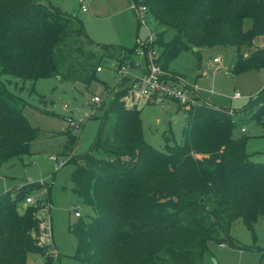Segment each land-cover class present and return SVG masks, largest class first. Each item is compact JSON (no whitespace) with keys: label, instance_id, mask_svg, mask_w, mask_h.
<instances>
[{"label":"trees","instance_id":"trees-1","mask_svg":"<svg viewBox=\"0 0 264 264\" xmlns=\"http://www.w3.org/2000/svg\"><path fill=\"white\" fill-rule=\"evenodd\" d=\"M134 1L164 29L145 53L159 45L156 62L167 73L180 52L250 46L264 35V0ZM246 18L253 20L247 32ZM166 30L175 32L170 42L162 40ZM85 42L93 44L76 16L39 0H0V164L28 154L39 135L3 77L23 83L51 77L89 83L91 67L81 56ZM138 47L105 46L127 59ZM263 68L264 49H257L247 57L238 55L233 73ZM127 94L115 93L88 153L76 158L78 135L64 133V155L76 164L74 191L95 211L71 226L76 259L81 264H203L208 242L238 246L229 234L232 224L241 220L254 232L255 222L264 219V162L252 160L245 141L231 138L235 124L229 110L206 101L178 105L187 114L183 141L170 146L166 138L167 151L160 152L143 139L142 109L127 108ZM262 104L264 88L250 108ZM41 187L0 196V264H25L29 253L54 264L47 255L51 245L41 244L40 208L26 204L24 213L18 210L29 192Z\"/></svg>","mask_w":264,"mask_h":264},{"label":"rangeland","instance_id":"rangeland-1","mask_svg":"<svg viewBox=\"0 0 264 264\" xmlns=\"http://www.w3.org/2000/svg\"><path fill=\"white\" fill-rule=\"evenodd\" d=\"M39 1L81 21L93 42L81 45L82 60L90 65L93 78L89 83L59 77L23 83L3 77L8 90L23 102L24 115L39 135L31 141L28 154L0 164V196L9 192L14 197L18 188L41 184V188L33 189L27 195L34 198L31 205L40 208L39 217L50 216L51 242L44 236L41 244H51L47 255H54V264H81L76 259L77 239L71 226L79 220L76 212L84 219L93 216L95 211L74 191L71 176L76 164L68 163L70 157L64 155L67 143L64 133L78 135L73 153L76 158L91 150L115 93L128 91L134 79L145 74L148 60L140 54L149 47L151 32L156 39L157 33L164 29L151 16L147 22L141 23L129 0H92L87 12L81 10L78 0ZM252 27L253 20L246 18L244 31ZM174 36L173 30H166L162 40L170 42ZM137 45L135 55L129 59H119L116 53L105 48L119 46L130 49ZM257 49H264V35L256 37L250 46H215L197 52L183 51L170 61L169 72L183 77V87L190 97L198 96L216 107L231 109L235 124L231 138L245 141L246 152L252 160L264 162V104L250 108L264 88V68L233 73L238 55L247 57ZM160 54L161 48L154 44L148 58L149 55L157 58ZM214 59L218 61L215 63ZM118 60H123L122 66H126L122 67ZM97 66L99 71H96ZM6 79H11V82H6ZM235 94L241 97L234 99ZM94 96L101 97L100 104L92 103ZM138 109H142L140 123L147 144L157 151L166 152V138L170 146L182 143L187 114L175 102L170 101L164 108L153 103H141ZM111 124L112 121L107 128ZM25 206L26 202H23L18 208L21 214ZM229 234L238 246H231L228 242H208L203 264H264L263 218L255 222L254 232L243 221L237 220ZM45 262L42 254L29 253L25 264Z\"/></svg>","mask_w":264,"mask_h":264},{"label":"built area","instance_id":"built-area-1","mask_svg":"<svg viewBox=\"0 0 264 264\" xmlns=\"http://www.w3.org/2000/svg\"><path fill=\"white\" fill-rule=\"evenodd\" d=\"M92 0H78L83 12L88 11V5ZM131 1V9L138 15L139 21L141 23L148 21V9L137 4L134 0ZM153 32L149 36L148 42L151 43L154 39ZM141 51L140 55L147 57L148 63L145 70V74L141 78H136L132 82L130 88L127 91V96H125V105L127 108L139 107L141 103L148 104L153 103L159 105L161 108L166 107V105L172 101L177 105L182 107H191L199 104V101L195 97H190L184 87L179 84H175L171 81V75L163 70V68L156 62V57ZM218 59H214L216 63ZM126 66V65H125ZM124 65L122 67H125ZM100 70V67L97 71ZM174 77V76H173ZM179 82H182L180 77H174ZM240 94H235L233 98H240ZM102 101L101 97L94 96L92 103L100 104ZM230 114V111H229ZM72 123V121H71ZM79 126H77L78 128ZM34 198L32 196L27 197L26 204H32ZM46 204V203H43ZM47 208L49 210V204L47 203ZM76 217L80 216V213H75ZM43 221L40 224L41 238L44 236L51 242V226H50V216L43 217ZM49 245H51L49 243ZM54 257V255H50Z\"/></svg>","mask_w":264,"mask_h":264},{"label":"crops","instance_id":"crops-1","mask_svg":"<svg viewBox=\"0 0 264 264\" xmlns=\"http://www.w3.org/2000/svg\"><path fill=\"white\" fill-rule=\"evenodd\" d=\"M206 61L208 62V59H206ZM169 74L171 75V78H169V79H171V81L173 82V83H175V84H179V85H182L183 86V77L181 76V75H174L173 73H170L169 72ZM181 77L182 78V82H179L178 80H176L174 77ZM195 98H197L199 101H204V100H201L200 99V97H196V96H194ZM206 101V100H205ZM207 102V101H206ZM208 103H210V102H208ZM210 104H212V103H210ZM146 105V104H145ZM213 105V104H212ZM178 106V105H177ZM214 106V105H213ZM141 107V105L138 107V108H140ZM216 107V106H215ZM178 108H179V106H178ZM219 108V107H218ZM180 109V108H179ZM229 111L231 110V109H228ZM242 131L244 132L245 130L244 129H242Z\"/></svg>","mask_w":264,"mask_h":264},{"label":"water","instance_id":"water-1","mask_svg":"<svg viewBox=\"0 0 264 264\" xmlns=\"http://www.w3.org/2000/svg\"><path fill=\"white\" fill-rule=\"evenodd\" d=\"M203 200H201V202H202Z\"/></svg>","mask_w":264,"mask_h":264}]
</instances>
